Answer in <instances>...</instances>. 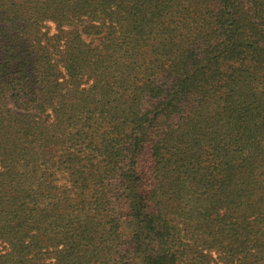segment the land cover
I'll list each match as a JSON object with an SVG mask.
<instances>
[{
	"label": "trees",
	"instance_id": "trees-1",
	"mask_svg": "<svg viewBox=\"0 0 264 264\" xmlns=\"http://www.w3.org/2000/svg\"><path fill=\"white\" fill-rule=\"evenodd\" d=\"M0 264H264V0H0Z\"/></svg>",
	"mask_w": 264,
	"mask_h": 264
}]
</instances>
